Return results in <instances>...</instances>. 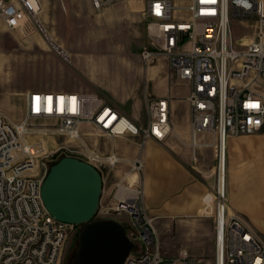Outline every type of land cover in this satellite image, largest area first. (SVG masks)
Segmentation results:
<instances>
[{
  "label": "built area",
  "instance_id": "2783aa9c",
  "mask_svg": "<svg viewBox=\"0 0 264 264\" xmlns=\"http://www.w3.org/2000/svg\"><path fill=\"white\" fill-rule=\"evenodd\" d=\"M93 4L97 9L103 6L101 0ZM143 14L148 42L142 58L146 63L165 59L174 77L190 85L193 158L199 136L212 133L216 138L214 264H264V242L242 216L229 212L227 188L220 177L227 139L264 133V0H190L186 6L172 0H145ZM0 19L9 32H38L50 50L72 65L70 54L54 42L42 22L36 0H0ZM233 21L254 26V39L238 47ZM24 99L21 122H11L0 113V264H61L69 231L75 226L57 221L43 202L47 172L39 166L44 156L39 158L35 124H45L51 135L82 144L87 126L100 137L138 139L142 151L146 142H165L170 137L172 99L146 93L144 122L131 120L98 94L34 90ZM62 149L66 147L56 148L51 157L79 153ZM83 156L80 159L102 177L103 168L112 170L123 162L115 152L104 156L96 150ZM129 166L124 178H138L133 184H125L124 178L116 184L105 211L130 220L127 235L136 250L124 264H209L186 250L176 258L161 253L153 220L143 206L141 156Z\"/></svg>",
  "mask_w": 264,
  "mask_h": 264
},
{
  "label": "rangeland",
  "instance_id": "374dc122",
  "mask_svg": "<svg viewBox=\"0 0 264 264\" xmlns=\"http://www.w3.org/2000/svg\"><path fill=\"white\" fill-rule=\"evenodd\" d=\"M125 1L126 0H101L103 6L101 9H97L93 4V0H90L91 6H93L92 15V13L89 12L87 0H36L39 16L51 34L54 42L69 54H72V52L80 54L81 51L82 55L89 59V64L87 66L93 69V71H91L93 74L90 75L87 71L86 72L92 77L91 80L87 79L80 71H77L73 64H65L53 50L49 49L48 44L38 32H9L7 29L6 31L4 30V32H0V62L6 61L11 64L8 67H0V113L11 122L19 123L22 121L24 115L23 100L26 91L20 89L15 90V88L11 90L9 94L4 92L8 86L11 87L14 85H21L18 86L21 89L22 87H37L41 90L66 92L80 91L98 94L114 104L118 109L121 108L125 112L131 111L136 113V122H144L146 119V93H148L150 97L156 98L155 93H157V90L167 88L169 85H171L172 88L174 86H180L179 90L182 93H187L188 88L177 84L179 80L171 73L169 67H167L168 64L166 67L163 65V63L166 62L165 59L160 58L151 63H146L144 61L142 58V49L146 46L148 37L144 39L140 46V38L137 39L129 29V36L127 37V29L125 30L126 33L122 34L119 29L116 30V28L113 27H89L91 19L90 14L91 16H95V14L99 15L104 10ZM172 1L181 6H186L190 2V0ZM0 23L4 24L2 19H0ZM231 29L234 41L238 47L246 45L248 41H251L255 37L256 30L252 25L233 21ZM137 44L140 47L138 50H133L132 47H135ZM113 47L118 48L119 53H122L123 56L129 54L131 57L119 59L117 55L114 54L116 50H112L113 53H110V49ZM72 60L74 59L72 58ZM86 61L84 60L85 66ZM122 62L131 65L129 68L130 72L126 71ZM152 67H155L154 70H150ZM131 72L132 74H130ZM145 72L147 73V79H145ZM132 76L133 78H131ZM118 80H126V82H133L135 86H141L140 95L131 99H112L109 93H107L110 89L109 84L112 82L117 83L116 81ZM5 98L11 100L12 108L9 110L2 106ZM35 125L38 138L41 142L40 148L42 149H38L40 153L39 158L44 156L41 159H43L42 165H44V170L47 172V175L51 167L56 165L62 158L69 157L63 152L57 156V159H54L55 156L51 157V153L54 152L56 148L66 147V149L62 150L67 151V148H69L71 151L83 154H87L88 151L97 150L100 154L107 156L114 150L112 143L117 140L97 136L91 128L86 126L84 127V133H86L87 136L82 137L84 143H79V141L72 143L66 137L54 134L51 135V128L45 124L38 122ZM139 142L138 139L130 138L128 144L136 145L139 148ZM104 146L108 148L110 153H106L107 151L104 153ZM79 153H73V155L78 156ZM83 154L79 155L83 156ZM124 165L125 164L118 165L112 170L103 168V175H105L103 177V180H105L103 189L105 188V193H102L104 195L103 204H100L95 220L114 219L123 223L125 227H129L130 220L126 215L105 212L112 203L113 195L109 196V192L111 191V193L114 194L116 191V184L123 180L128 172L127 169L129 170V165H126V170L122 169ZM218 165L219 163L217 161L216 173L214 175L215 191L218 181ZM224 172V181L226 185L225 168L223 169V173ZM143 174L142 172L141 176H139L140 182L143 181ZM134 177L137 176H132L127 179L124 178V183L127 185L133 184L138 178L133 179ZM204 180L207 182V179L204 178ZM211 181L212 195L206 201V206L211 205V211H213V176ZM153 225L156 230L154 222ZM251 227L255 229L264 242V227ZM81 232L82 226H75L70 229L62 252L61 264L75 263L79 250V237ZM161 237L162 239L158 235L160 249L163 255L162 245L163 248L172 247L174 254H177V250L183 247L182 241L177 237H172V235L165 230L161 233ZM205 262L213 264V257L209 258V260H205Z\"/></svg>",
  "mask_w": 264,
  "mask_h": 264
},
{
  "label": "crops",
  "instance_id": "0c3cea01",
  "mask_svg": "<svg viewBox=\"0 0 264 264\" xmlns=\"http://www.w3.org/2000/svg\"><path fill=\"white\" fill-rule=\"evenodd\" d=\"M87 2L89 12L93 15V6H91L90 0H87ZM144 9L145 0H126L104 10L99 15L91 16L90 14L89 27H113L116 30L119 29L122 34H125L127 29V37L130 30L137 39H141H139L141 46V43L147 37ZM4 30L6 31L5 25L0 23V32H4ZM140 46L137 44L132 48L138 50ZM110 50V53L116 50L114 54L119 59L131 57L129 54L123 56L122 53H119L118 48L113 47ZM70 56L74 59L72 64L77 71H80L87 79L91 80L90 75L93 74L91 72L93 69L87 66L89 59L84 57L81 51L80 54L72 52ZM84 60H87L86 66ZM122 64L126 71L130 72L131 65L124 62ZM10 65L6 61L0 62V67ZM163 65L166 67L167 62ZM154 68L152 67L150 70H154ZM145 79H147L146 72ZM116 82L108 83L110 89L107 93L112 99H131L140 95L141 86H135L133 82H126V80ZM177 84L187 87L188 92L182 93L179 90L180 86L172 88L169 85L167 88L157 90V93H155L156 98L170 97L172 99V132L170 137L165 142L159 143L150 140L146 142L142 151L138 146L128 144L129 138H120L112 143L114 150L111 153L115 152L123 159L120 165L125 164L122 167L124 170L132 160L139 155L141 156L144 163L143 181L141 182L144 191V209L149 218L155 223L156 231L161 239V233L165 230L172 237H177L183 242V247L177 250V254H174L172 247L163 248L161 240L164 256L176 258L182 250H186L196 259L205 261L213 257L214 264L216 258L214 175L218 161L215 147L216 138L212 133L199 136V146L195 149V159L193 158L191 111L188 101L190 85L181 81H178ZM18 86L21 85L8 86L4 92L9 94L15 88V90L20 89L26 92L34 90L51 91L41 90L37 87H22L21 89ZM23 105L25 106V99ZM2 106L5 109H11V100L5 98ZM119 110L136 122V113L125 112L121 108ZM84 127L86 126H83V130ZM40 143L39 150L41 149ZM103 151L104 153L106 151V153H110L106 146H104ZM42 162L43 159H40L39 166L42 165ZM225 170L229 212L241 215L250 226L264 227V133L227 139ZM212 176L213 211H211V205L206 206V201L212 195ZM204 178L207 179V182ZM104 193L105 188L103 189ZM103 194L101 196L102 204ZM111 195L113 194L110 191L109 196ZM208 263L210 264V262Z\"/></svg>",
  "mask_w": 264,
  "mask_h": 264
},
{
  "label": "water",
  "instance_id": "95a60500",
  "mask_svg": "<svg viewBox=\"0 0 264 264\" xmlns=\"http://www.w3.org/2000/svg\"><path fill=\"white\" fill-rule=\"evenodd\" d=\"M102 193L99 171L77 157L62 158L51 167L43 183L41 196L52 217L65 224L82 226L74 264H124L136 250L123 223L114 219L95 220Z\"/></svg>",
  "mask_w": 264,
  "mask_h": 264
},
{
  "label": "bare ground",
  "instance_id": "6f19581e",
  "mask_svg": "<svg viewBox=\"0 0 264 264\" xmlns=\"http://www.w3.org/2000/svg\"><path fill=\"white\" fill-rule=\"evenodd\" d=\"M250 41H248V43H249ZM56 43V42H55ZM80 143V142H79ZM225 151H226V145H225ZM77 156V155H76ZM79 157V159L80 158H84V156H82V155H79L78 154V156H77V158ZM195 159V158H194ZM81 160V159H80ZM126 161V160H125ZM129 161V160H128ZM128 163V162H127ZM88 164V163H87ZM225 164H226V152H225V159L224 160H222V162H221V173H220V177H221V182L222 181H224V174H225V172L223 173V168H225ZM100 173V172H99ZM101 174V173H100ZM102 176V175H101ZM137 177H134L133 179H136ZM46 179V178H45ZM102 179H103V177H102ZM45 181V180H44ZM134 183V182H133ZM224 183H225V181H224Z\"/></svg>",
  "mask_w": 264,
  "mask_h": 264
}]
</instances>
